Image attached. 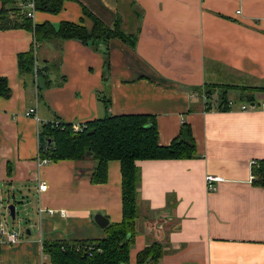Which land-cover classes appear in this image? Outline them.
<instances>
[{
  "label": "crops",
  "instance_id": "1",
  "mask_svg": "<svg viewBox=\"0 0 264 264\" xmlns=\"http://www.w3.org/2000/svg\"><path fill=\"white\" fill-rule=\"evenodd\" d=\"M82 7L107 25L119 20L130 44L35 43L30 30L0 28V77L9 86L0 95V224L12 229L4 218L11 203L28 212L15 243L0 234V264H53L44 241L102 238L96 213L121 221L120 162L108 161L101 183L91 180V156L41 164L38 133L46 122L122 114L152 116L161 145L186 123L197 154L136 160L129 264L155 238L164 248L158 264H264V190L250 178L251 161L264 159V0H65L58 12L34 10L30 20L55 28L78 23ZM30 49L40 68L37 86L32 66L18 67L17 56ZM29 108L37 119L24 115ZM207 174L222 178L215 190L207 189Z\"/></svg>",
  "mask_w": 264,
  "mask_h": 264
},
{
  "label": "trees",
  "instance_id": "2",
  "mask_svg": "<svg viewBox=\"0 0 264 264\" xmlns=\"http://www.w3.org/2000/svg\"><path fill=\"white\" fill-rule=\"evenodd\" d=\"M28 0H0V28H25L33 33L35 43L47 38L108 41L119 38L130 44L131 39L118 28L119 20L112 26L103 23L92 12L82 7L81 20L63 21L55 28L48 22L34 24L19 2ZM35 10L56 13L62 9L64 0H33ZM17 10L16 17L8 12ZM13 16V18H12ZM12 18V19H11ZM18 67L28 71L33 63L32 49L17 56ZM227 88V87H226ZM248 87H243L247 89ZM9 86L0 77V95L7 96ZM220 100H225L224 92ZM108 104V102H107ZM74 130L71 123L46 122L41 125L38 138L40 157L50 161L62 159L80 160L93 157L97 164L91 173L95 183L105 182L107 163L120 162L122 219L108 223L105 235L95 240H58L42 243L43 251L53 264H129V250L135 236L140 170L136 160L184 159L197 156L190 126L182 124L181 130L169 145H161L155 119L146 114H122L106 116L81 123ZM49 141V143H48ZM252 183L264 190V159L251 165ZM164 253L159 241H152L137 253L136 264H158Z\"/></svg>",
  "mask_w": 264,
  "mask_h": 264
},
{
  "label": "built area",
  "instance_id": "3",
  "mask_svg": "<svg viewBox=\"0 0 264 264\" xmlns=\"http://www.w3.org/2000/svg\"><path fill=\"white\" fill-rule=\"evenodd\" d=\"M19 7L21 9H23L26 13V16L29 17V18H32L33 17V13H34V10H35V5H34V1L33 0H28L26 2H19ZM31 70H32V76H33V82H34V85L37 86L38 84V81H39V76H40V68H39V65L37 63V60L34 59L33 63H32V67H31ZM228 105L232 104V100H229L227 102ZM261 107L264 108V102H262L260 104ZM249 107V105L247 104H242L241 105V109L242 110H245ZM24 115L26 117H36V114H35V109L34 108H29L27 111H25ZM81 124H72V128L74 130H79L81 129ZM50 162V160L48 158H42L40 157V163L41 164H46ZM255 161L252 160L251 161V165L254 164ZM250 178L252 180L253 178V175L251 173L250 175ZM221 177L217 176V175H211V174H207L205 175V183H206V186H207V189L209 191H212V190H215L216 189V183L221 181ZM47 188V184L45 181H40V183L38 184V190L39 191H43ZM50 213H53L54 211L52 209L49 210ZM60 213L62 215H64V211H60ZM0 234L4 236V240L7 242V243H10V244H13L15 243L19 237H20V233L18 230L16 229H11V230H6L4 229V227L2 226V224H0Z\"/></svg>",
  "mask_w": 264,
  "mask_h": 264
},
{
  "label": "rangeland",
  "instance_id": "4",
  "mask_svg": "<svg viewBox=\"0 0 264 264\" xmlns=\"http://www.w3.org/2000/svg\"><path fill=\"white\" fill-rule=\"evenodd\" d=\"M65 1V0H64ZM21 11H24L22 9H20ZM25 12V11H24ZM14 13L17 14V10H12L10 12H8V14L11 16V15H14ZM16 14L14 15V17H16ZM13 18V16H12ZM11 18V19H12ZM230 94H233V92H230ZM243 97V96H242ZM244 98V97H243ZM15 213H16V216L15 218H12L9 216V213L8 211L6 210L5 213H4V218L6 220V223L9 227H12V229H16L19 231L20 234H23L25 232V227H26V218H27V211L23 212L16 209L15 210Z\"/></svg>",
  "mask_w": 264,
  "mask_h": 264
},
{
  "label": "water",
  "instance_id": "5",
  "mask_svg": "<svg viewBox=\"0 0 264 264\" xmlns=\"http://www.w3.org/2000/svg\"><path fill=\"white\" fill-rule=\"evenodd\" d=\"M250 103V105H253V102L251 101L252 100V97L251 96H248L246 98ZM49 143V141H48ZM8 210H9V214L12 218L15 217V205L13 203L9 204L7 206ZM94 221L102 228H104L108 223H109V220L107 219V217H105L104 215L102 214H99V213H96L93 217ZM154 241H157V238L154 239Z\"/></svg>",
  "mask_w": 264,
  "mask_h": 264
}]
</instances>
